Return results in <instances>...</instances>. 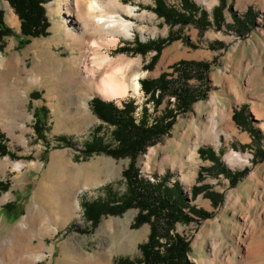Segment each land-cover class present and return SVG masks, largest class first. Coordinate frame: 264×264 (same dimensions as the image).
Listing matches in <instances>:
<instances>
[{
    "label": "rangeland",
    "instance_id": "obj_1",
    "mask_svg": "<svg viewBox=\"0 0 264 264\" xmlns=\"http://www.w3.org/2000/svg\"><path fill=\"white\" fill-rule=\"evenodd\" d=\"M120 1L136 9L135 16H124L145 29L148 37L142 39L134 30L132 39L120 38L117 45L103 46L100 52L122 68L135 59L137 66L129 75H138L139 94L105 100L88 93L77 68L70 76L69 96L57 109L48 95L50 86L39 82L45 64L51 54L69 62L80 56L64 41L53 44L66 17L61 0H46L43 6L50 27L46 37L37 39L23 36L11 4L0 0L3 21L10 29L6 36L0 35V68L15 56L21 61L14 71L0 73V87L11 102L0 118V144L6 149V154L0 153V263L71 264L64 257L72 252L96 264L142 261L150 225L134 227L140 210L119 207L128 195L124 172L131 159L87 147L97 129L103 145L117 146L116 128L101 121L92 109V100L99 98L119 107L133 101L137 123L144 115L150 125L171 123L166 134L137 158L136 168L144 180H166L170 187L181 188L189 221L178 222L174 233L189 242L190 264H264V0H225L224 4L187 0L188 6L185 0H161L170 10L200 21L186 26L159 16L158 0ZM217 8L222 10L218 24ZM203 14L206 17L200 19ZM183 62L208 64L209 69L195 73L186 87ZM163 77L171 82L165 92L151 97L144 91L143 82ZM182 87L197 98L186 111L175 95ZM78 89L81 96H90L88 117L76 112ZM211 98L230 113L232 137L223 133L222 144H202L197 166H181L175 160L185 144L183 135L189 124L205 122ZM231 152L248 157V164L231 168L226 162ZM63 189L78 197L80 217L66 223L62 219L57 224H31L29 217L44 211L48 195ZM93 203L109 207L96 222L86 214ZM8 207H14L15 213L6 211Z\"/></svg>",
    "mask_w": 264,
    "mask_h": 264
},
{
    "label": "bare ground",
    "instance_id": "obj_2",
    "mask_svg": "<svg viewBox=\"0 0 264 264\" xmlns=\"http://www.w3.org/2000/svg\"><path fill=\"white\" fill-rule=\"evenodd\" d=\"M61 2L63 11L61 13L66 17L62 22V26H59L58 34L61 36L57 40H54L53 44L61 43L60 40L64 41L75 47L80 52V56L74 57L75 60L69 62L60 59L55 54H51L45 64L44 72L40 73L41 78L39 82L42 85L50 86L48 95L54 98L57 109H62L63 101L66 102L69 96L66 90H70L72 78L70 76L71 73L74 74L77 68L81 72V76L77 78L80 80V83L86 85L88 93L99 95L105 100L124 98L131 92L134 95L139 94L140 81L138 75H129V72L134 70L132 67L137 66L135 59L127 61L126 67L122 68L115 66L114 61L110 59L109 55L100 52V48L103 46L107 48L108 46L113 47L117 45L120 38L132 39L134 30L139 31L142 39L148 37L145 29H138L136 24L128 21L124 16L125 14L135 16L136 9L132 6L123 5L120 0H61ZM85 49L87 52H82ZM20 62V59L15 56L10 63H1L2 68H0V73H3L5 70L13 69L14 71L16 65ZM79 90L75 92L77 93L75 97L79 99V102H75V109L81 117H88V101L90 96L86 93V95L81 96L78 92ZM50 91L53 94H50ZM10 107L11 102L4 93V88L0 87V118L6 115V111ZM209 107L210 110L205 122L189 124L188 129L183 135V141L184 139L187 141L183 142L185 144L181 147V153H179L175 160L181 166H189L190 168L197 166L198 150L202 144L215 143L217 146L222 144L221 135L223 133L228 138L232 137V134L229 132L233 131V127L228 110L220 107L216 103L215 98L210 99ZM221 125H224L223 129ZM192 135H194L193 139H191ZM226 162L231 168L244 167L248 164V157L231 152L226 157ZM186 190H188V187ZM72 195L73 193L67 189L66 191L63 189V191L55 196L48 195L43 202L44 213L31 215L29 217L30 223L40 225L41 222L57 224L62 219L66 223L73 218H79L81 203L78 197ZM7 198L8 196L4 197V199ZM64 258H67L71 264H96V260L87 259L86 261H82L73 252Z\"/></svg>",
    "mask_w": 264,
    "mask_h": 264
},
{
    "label": "trees",
    "instance_id": "obj_3",
    "mask_svg": "<svg viewBox=\"0 0 264 264\" xmlns=\"http://www.w3.org/2000/svg\"><path fill=\"white\" fill-rule=\"evenodd\" d=\"M6 1L11 4L19 17L21 32L24 37L27 39H37L48 35L50 23L43 6L46 0ZM220 1L224 4L225 0ZM185 3L188 6L187 0H185ZM156 7V13L164 17L167 22L172 21L176 25L182 24L184 26L192 23L199 25L198 23H200L197 19L187 17L184 14L176 12L174 9L170 10L161 0H158ZM191 15L192 13H190ZM204 15L200 19H204L206 17ZM214 18L218 24L219 19L222 18L221 8L216 9ZM204 21L206 22V19ZM0 31V35L2 36L10 33V29L3 21L1 11ZM180 66L184 70L182 81L183 86L186 87L188 81L195 77V73L202 71L203 68L204 70L209 69V65L204 63L183 62ZM193 70L195 72L192 73L191 71ZM170 84L171 82L163 77L157 81H145L142 86L147 94H151V97H154L158 91L165 92V89ZM175 95H177L183 111L188 110L190 105L197 100L192 95V92L185 89V87L178 88ZM91 105L94 113L101 121L116 128L115 140L117 146L115 149H110L103 145V141L97 138V129L92 142L87 144L88 150L108 153L115 158L129 157L131 159L129 168L124 172V178L128 186V195L126 200H123L122 206L119 207L124 209L135 206L138 208L140 213L135 220L134 227L138 228L143 224H149L151 229L148 241L142 247V261L133 263L127 260H120L118 264H190L188 261L189 242L184 236L174 233L178 222L187 223L189 221V216L184 211L187 205L181 188L177 185L170 187L166 183V180L162 182L144 180L140 178L136 168L137 158L144 154L148 147L156 144L162 135L166 134V130L169 129L171 123L158 122L155 125H150L145 115L137 123L138 120L135 117L136 106L133 101L125 102L123 107H119L114 102H105L99 98H95L92 100ZM37 132H39V128ZM2 139L3 137L0 134V143H2ZM0 153L6 154V149L1 144ZM99 205L93 203L86 208V214L94 222H96V219L100 215L107 212H103L105 208H109L104 206L99 207ZM6 211L14 214L15 208L8 207ZM116 213V211L113 212V214ZM195 213L199 212L195 211Z\"/></svg>",
    "mask_w": 264,
    "mask_h": 264
}]
</instances>
